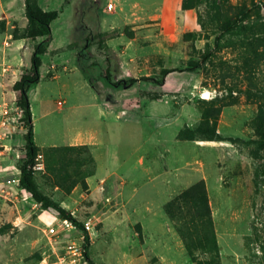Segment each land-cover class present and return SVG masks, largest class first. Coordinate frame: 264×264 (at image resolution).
I'll use <instances>...</instances> for the list:
<instances>
[{
    "label": "rangeland",
    "instance_id": "obj_1",
    "mask_svg": "<svg viewBox=\"0 0 264 264\" xmlns=\"http://www.w3.org/2000/svg\"><path fill=\"white\" fill-rule=\"evenodd\" d=\"M39 5L59 17L28 92L44 164L35 178L77 220L101 218L92 264H264V0ZM243 11L242 27L217 47L224 23ZM24 18V0H0V107L21 117L13 84L42 41H12ZM207 52L206 63L188 71ZM163 69L175 71L162 86L141 80ZM4 132L24 144L20 120ZM24 158L23 148L16 166ZM196 185L203 202L185 194ZM206 206L213 246L201 222L189 232ZM58 219L26 191L2 197L0 264H38Z\"/></svg>",
    "mask_w": 264,
    "mask_h": 264
},
{
    "label": "trees",
    "instance_id": "obj_2",
    "mask_svg": "<svg viewBox=\"0 0 264 264\" xmlns=\"http://www.w3.org/2000/svg\"><path fill=\"white\" fill-rule=\"evenodd\" d=\"M24 7L25 17L27 18L28 23L22 31L16 30L14 32V40L28 39L35 41L37 39H42V41L35 45L34 52L31 58V68L29 70H26L25 73L21 76L20 80L13 86V90L18 94L17 100L15 102L16 107L22 112L20 123L27 130V133L24 136L25 158L22 159L17 166L18 170L20 171L19 187L26 191L37 204H40L43 210H54L59 213L60 216L69 218L71 220L79 222L80 224V221L71 216L64 208L59 205V203L53 201L50 197L43 193L36 181L35 175L29 169V166H31L35 162V159L37 158L41 149L36 146L34 141L32 112L28 98V92L32 86L38 84L40 81L42 56H44L48 52V48L52 42L51 24L58 19L59 13L57 11L43 10L39 5V0H24ZM246 17L247 11H243L237 18L227 20L224 23L222 27V34L217 38V47L220 45L222 37L224 35H229L242 27V24L245 21ZM210 57L211 52H207L200 58V60L189 61L188 71H195L201 68L202 65L206 63V61ZM174 71L175 70L163 69L156 78L143 77L141 78V80L153 81L155 84L162 86L165 82V78ZM122 82H124V80ZM136 82H138L137 79H131L128 81L129 85H134ZM190 140H194V137H192ZM200 189L202 190L201 194H199ZM189 193H193L196 198L200 196V198L198 199L200 202H203L205 200L203 185H196L185 192V194ZM174 204L175 202L171 201L165 206V211L169 216H172L170 212ZM197 221L201 222L202 225L200 224V226H202L204 229H207L211 236L212 240L210 239L208 245H216L215 235L213 232L212 217L207 206L205 214H195V217L192 221V227L189 229V232L192 231L193 235L197 232ZM87 244H89L87 246V257L89 258L90 239L88 237Z\"/></svg>",
    "mask_w": 264,
    "mask_h": 264
},
{
    "label": "built area",
    "instance_id": "obj_3",
    "mask_svg": "<svg viewBox=\"0 0 264 264\" xmlns=\"http://www.w3.org/2000/svg\"><path fill=\"white\" fill-rule=\"evenodd\" d=\"M111 8L112 5L109 6ZM29 169L38 175L44 172V164L40 158H36ZM58 216L57 222L45 231L50 251L44 253L38 264H92L87 257V237L91 243L92 237L97 236L101 218L89 216L79 224L59 213Z\"/></svg>",
    "mask_w": 264,
    "mask_h": 264
},
{
    "label": "crops",
    "instance_id": "obj_4",
    "mask_svg": "<svg viewBox=\"0 0 264 264\" xmlns=\"http://www.w3.org/2000/svg\"><path fill=\"white\" fill-rule=\"evenodd\" d=\"M24 19L25 24L23 25V29L27 26L28 23L27 18ZM11 69L12 67L10 66L4 67L3 72L8 73ZM16 95L18 96L17 93ZM1 107L0 110L2 111V122L0 123V199L2 197H6L9 199L10 197H13L15 195L17 190L21 192L24 191L19 187L18 180L20 177V172L18 171L16 166V159L19 157V151L24 148L25 142L24 144H19L15 139H11L9 133H3V130L9 128L10 125L14 124L17 120H20L21 114H11V112H9V107L6 105H3ZM3 174L6 175L5 179H3L2 177Z\"/></svg>",
    "mask_w": 264,
    "mask_h": 264
},
{
    "label": "bare ground",
    "instance_id": "obj_5",
    "mask_svg": "<svg viewBox=\"0 0 264 264\" xmlns=\"http://www.w3.org/2000/svg\"><path fill=\"white\" fill-rule=\"evenodd\" d=\"M208 94H205V96H207ZM206 99H208V98H206Z\"/></svg>",
    "mask_w": 264,
    "mask_h": 264
}]
</instances>
